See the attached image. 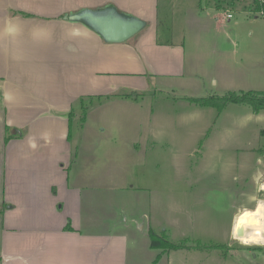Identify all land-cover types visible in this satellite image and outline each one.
<instances>
[{"label": "rangeland", "instance_id": "374dc122", "mask_svg": "<svg viewBox=\"0 0 264 264\" xmlns=\"http://www.w3.org/2000/svg\"><path fill=\"white\" fill-rule=\"evenodd\" d=\"M103 8L137 23V33L148 25L113 4ZM154 32L158 45L183 49L182 75L156 74L144 61L141 72L105 74L108 91L71 103L66 169L82 186L84 227L126 233L128 264H153L158 255L154 264H264V243L243 230L256 208L236 218L232 233L264 150V110L230 103L219 113L189 100L264 91V17L253 0H160ZM150 229L189 240L153 248Z\"/></svg>", "mask_w": 264, "mask_h": 264}, {"label": "crops", "instance_id": "0c3cea01", "mask_svg": "<svg viewBox=\"0 0 264 264\" xmlns=\"http://www.w3.org/2000/svg\"><path fill=\"white\" fill-rule=\"evenodd\" d=\"M108 4L148 25L130 40L109 43L65 18ZM159 4L0 0V264H128L126 233L84 227L82 186L66 169L71 103L108 91L105 74L141 72L144 61L156 74H183V49L157 44ZM257 155L244 191L250 198L234 214V237L236 218L264 201V150Z\"/></svg>", "mask_w": 264, "mask_h": 264}, {"label": "trees", "instance_id": "16d2710c", "mask_svg": "<svg viewBox=\"0 0 264 264\" xmlns=\"http://www.w3.org/2000/svg\"><path fill=\"white\" fill-rule=\"evenodd\" d=\"M254 4V10L262 15L264 17V0H253ZM27 17H34L35 15L24 13ZM189 100L192 103H195L202 107H215L217 111L220 113L228 106L230 103H243L248 104L251 106L252 110L255 113H259L260 111L264 110V91H229L226 94L222 96L218 95H210L207 97H190ZM75 114V111L72 109L70 112V133L72 128V121H73V115ZM82 119H85V115ZM149 236L151 239L150 245L153 248H163L164 251H169L172 249H179L185 247V243L189 240L184 239V242L177 244L174 242H171L167 237L164 235L160 236L158 235L153 229H150ZM211 247V246H210ZM215 247H221L219 245ZM160 258V255L156 258V260L153 262H157Z\"/></svg>", "mask_w": 264, "mask_h": 264}, {"label": "water", "instance_id": "95a60500", "mask_svg": "<svg viewBox=\"0 0 264 264\" xmlns=\"http://www.w3.org/2000/svg\"><path fill=\"white\" fill-rule=\"evenodd\" d=\"M118 15L113 10L99 8L84 10L74 16H68V19L83 22L107 41L124 42L133 37L140 26L134 22L123 21Z\"/></svg>", "mask_w": 264, "mask_h": 264}, {"label": "bare ground", "instance_id": "6f19581e", "mask_svg": "<svg viewBox=\"0 0 264 264\" xmlns=\"http://www.w3.org/2000/svg\"><path fill=\"white\" fill-rule=\"evenodd\" d=\"M243 230L251 242L264 243V201L257 205L253 218L245 221Z\"/></svg>", "mask_w": 264, "mask_h": 264}, {"label": "built area", "instance_id": "2783aa9c", "mask_svg": "<svg viewBox=\"0 0 264 264\" xmlns=\"http://www.w3.org/2000/svg\"><path fill=\"white\" fill-rule=\"evenodd\" d=\"M228 16L231 17V14H229Z\"/></svg>", "mask_w": 264, "mask_h": 264}]
</instances>
